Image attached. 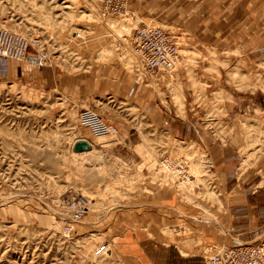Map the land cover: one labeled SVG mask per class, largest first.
<instances>
[{
	"label": "rangeland",
	"instance_id": "374dc122",
	"mask_svg": "<svg viewBox=\"0 0 264 264\" xmlns=\"http://www.w3.org/2000/svg\"><path fill=\"white\" fill-rule=\"evenodd\" d=\"M101 13L99 0H0V27L49 57L43 68L11 58L31 63L37 75L29 76L0 63V264H151L134 235L145 219H163L149 202L167 188L177 208L170 222L204 260L211 251L196 230L229 213L211 143L233 147L235 188L264 178V0H126L123 13ZM140 25L163 26L180 41L171 73L143 70L130 46ZM251 40L262 50L246 51ZM119 71L153 94L151 106L149 96L141 104L96 92ZM87 109L117 131L97 132ZM80 139L90 152L74 150ZM167 154L187 158L194 178L176 185L159 176ZM77 207L84 213L73 222ZM103 242L108 250L96 256Z\"/></svg>",
	"mask_w": 264,
	"mask_h": 264
},
{
	"label": "crops",
	"instance_id": "0c3cea01",
	"mask_svg": "<svg viewBox=\"0 0 264 264\" xmlns=\"http://www.w3.org/2000/svg\"><path fill=\"white\" fill-rule=\"evenodd\" d=\"M189 15H193V12L189 13ZM165 16L168 18V12L165 13ZM250 45V47H246V51L248 50V52H251L250 48L262 50L261 45L252 43V40ZM261 53L264 55V50H262ZM21 62L22 61L8 59L6 67L8 74L14 75L17 74L18 71H21V73L25 72L26 75V72L33 71L32 74L37 75L31 63ZM46 69L47 68L42 69V72ZM29 72L27 73L28 76ZM38 76L40 77V75ZM86 84L85 92L89 93L91 91L89 90L90 86H88L90 84L89 81ZM148 91L149 90L142 85L132 81V78L122 71H119V73L117 72L113 77H109L108 75V78L104 81L102 80L98 90H96L98 93L109 96L114 95V93H119V95H123L124 97L135 99V101L141 102V104H143V99L149 96L144 105L151 106L153 94L151 92L148 93ZM147 111L152 115L156 113L154 107H149ZM210 147H212L213 151L211 154L212 161L220 163L221 167H223L225 175L222 172L221 176H225L226 182L229 185V189H227L229 192H227L229 196V213L221 216V220L219 221L214 220L210 221L208 224L203 223L204 225L197 229L196 233L202 232L204 234L202 243L209 244V251L214 250L216 246L222 244L229 246L235 243L236 240H234V238L241 239L244 242L246 240L258 241L264 236L263 176L259 173L261 175L260 180L252 183L255 187L251 184L250 187L244 188L243 190L235 188V184L233 183L234 176L232 173H229L234 169L236 162V154L233 151V147L218 142L211 143ZM262 171V173H264V165L262 166ZM244 178H246V176H244L242 180H245ZM164 190L161 193L158 192L152 195V198L149 196V204L159 208L160 215L163 217V219H161L163 222L161 220L157 221V226V222H155L153 218L149 217V220L145 219V221H143L145 226L139 228L140 231L134 235L136 241L135 250L141 254L143 258L146 257L151 264H205L202 259L203 251L200 247H196L195 249H191L190 247L187 248V245L193 242V239L190 236L184 235L185 228L182 229L181 234H178L180 230L177 231L176 229V227H178V221L175 224L170 222L175 218L172 213L174 212V208L175 210H177V208L174 205V197L170 196L168 188ZM180 209L183 210L182 206ZM153 220L154 223L152 222ZM146 221L148 223H146ZM194 221L197 222V225L199 224V221L196 219H194ZM183 224L188 227L189 221L186 219L182 222L181 228ZM180 243L184 244V246L178 245Z\"/></svg>",
	"mask_w": 264,
	"mask_h": 264
},
{
	"label": "built area",
	"instance_id": "2783aa9c",
	"mask_svg": "<svg viewBox=\"0 0 264 264\" xmlns=\"http://www.w3.org/2000/svg\"><path fill=\"white\" fill-rule=\"evenodd\" d=\"M103 15H119L124 12L126 0H99ZM133 53L140 59L141 66L148 76H162L172 69L180 59V41L175 34L159 25H140L133 29L130 37ZM44 49L33 46L26 37L0 27V63L11 58H23L32 61L38 67L48 65L49 57ZM178 65V64H177ZM158 78V77H157ZM87 121L92 122L97 132H116L117 126L107 124L88 109L82 113ZM189 160L185 157L162 156L155 167L159 176L174 179L176 185L194 178L189 172ZM209 165V163H206ZM209 167V166H208ZM84 213L83 207H77L72 213L73 222ZM67 232L73 227L66 226ZM108 243L95 246L94 254L102 256L108 249ZM205 264H264V240L252 243H233L219 245L204 256Z\"/></svg>",
	"mask_w": 264,
	"mask_h": 264
},
{
	"label": "water",
	"instance_id": "95a60500",
	"mask_svg": "<svg viewBox=\"0 0 264 264\" xmlns=\"http://www.w3.org/2000/svg\"><path fill=\"white\" fill-rule=\"evenodd\" d=\"M91 147L89 141L85 140V139H80L77 140L74 143V150L76 151H81V150H85V149H89Z\"/></svg>",
	"mask_w": 264,
	"mask_h": 264
},
{
	"label": "bare ground",
	"instance_id": "6f19581e",
	"mask_svg": "<svg viewBox=\"0 0 264 264\" xmlns=\"http://www.w3.org/2000/svg\"><path fill=\"white\" fill-rule=\"evenodd\" d=\"M102 14V13H101ZM103 15V14H102ZM130 46H131V44H130ZM137 57V56H136ZM14 59H16V58H14ZM139 59V58H138ZM19 60H23V58H19ZM24 60H26V59H24ZM30 62H32V61H30ZM33 63V62H32ZM177 65V64H176ZM176 65L172 68V69H169L168 71H165V73H171L172 71H173V69L176 67ZM136 71L137 72H139L140 73V79L143 77V73L142 72H140V70L137 68L136 69ZM172 86V85H171ZM170 86V87H171ZM176 86V85H175ZM170 89H172V88H170ZM111 134H113L112 132H111ZM91 148V147H90ZM89 148V149H90ZM89 149H85V150H81L82 152H90L89 151ZM189 162V161H188ZM205 164V163H204ZM189 168H190V166H189ZM192 172V171H191ZM108 249V248H107Z\"/></svg>",
	"mask_w": 264,
	"mask_h": 264
}]
</instances>
